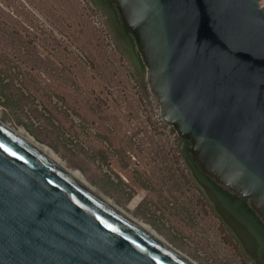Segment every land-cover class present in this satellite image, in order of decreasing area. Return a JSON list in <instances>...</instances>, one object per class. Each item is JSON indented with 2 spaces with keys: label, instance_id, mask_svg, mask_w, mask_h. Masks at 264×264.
Segmentation results:
<instances>
[{
  "label": "water",
  "instance_id": "95a60500",
  "mask_svg": "<svg viewBox=\"0 0 264 264\" xmlns=\"http://www.w3.org/2000/svg\"><path fill=\"white\" fill-rule=\"evenodd\" d=\"M217 220L264 264V6L100 0ZM0 264H190L0 122Z\"/></svg>",
  "mask_w": 264,
  "mask_h": 264
},
{
  "label": "rangeland",
  "instance_id": "374dc122",
  "mask_svg": "<svg viewBox=\"0 0 264 264\" xmlns=\"http://www.w3.org/2000/svg\"><path fill=\"white\" fill-rule=\"evenodd\" d=\"M100 0H0V122L193 264H257L217 220Z\"/></svg>",
  "mask_w": 264,
  "mask_h": 264
},
{
  "label": "bare ground",
  "instance_id": "6f19581e",
  "mask_svg": "<svg viewBox=\"0 0 264 264\" xmlns=\"http://www.w3.org/2000/svg\"><path fill=\"white\" fill-rule=\"evenodd\" d=\"M7 127V126H6ZM8 129H10L18 138H20L22 141H24L25 143H27L28 145H30L31 147H33L41 156H43L44 158H46L48 161H50L53 165H55L58 169H60L61 171H63L65 174H67L70 178H72V180H74L77 184H79L80 186H82L83 188L87 189L90 193H92L94 196H96L97 198H99L101 201L105 202L107 205H109L110 207H112L115 211H117L118 213H120L124 218H126L128 221H130V223H132L134 226L138 227L140 230H142L143 232H145L146 234L150 235L151 237H153L154 239H156L157 241L161 242L162 244H164L165 246H167L168 248L172 249L171 247H169L167 244H165L164 242H162L161 240H159L156 236H154L153 234H151L148 230L144 229L143 227L137 225L135 222H133L130 218H128L123 212H121L120 210H118L112 203H110L109 201H107L106 199H104L103 197H101L100 195H98L95 191H93L92 189H90L89 187H87L83 182H81L70 170H68L67 168H65L64 166H62L55 154L52 152V150H50L49 148H47L46 146L40 144L34 137H32L28 132H26L23 129H15V128H10L7 127ZM173 250V249H172ZM174 251V250H173ZM176 252V251H174ZM177 253V252H176ZM178 254V253H177ZM180 255V254H178ZM181 256V255H180ZM185 261H187L190 264V261H188L187 259H185L183 256H181Z\"/></svg>",
  "mask_w": 264,
  "mask_h": 264
},
{
  "label": "flooded vegetation",
  "instance_id": "af4514ba",
  "mask_svg": "<svg viewBox=\"0 0 264 264\" xmlns=\"http://www.w3.org/2000/svg\"><path fill=\"white\" fill-rule=\"evenodd\" d=\"M211 201H212V203H213V200L211 199ZM227 227H228V224H227ZM238 239V238H237ZM238 241H239V239H238ZM239 244L245 249V246L243 245V243L241 242V241H239ZM248 251V250H247ZM252 259H254L253 257H252ZM255 260V259H254ZM257 263V262H256ZM258 264V263H257Z\"/></svg>",
  "mask_w": 264,
  "mask_h": 264
},
{
  "label": "built area",
  "instance_id": "2783aa9c",
  "mask_svg": "<svg viewBox=\"0 0 264 264\" xmlns=\"http://www.w3.org/2000/svg\"><path fill=\"white\" fill-rule=\"evenodd\" d=\"M259 4H260L261 6H264V0H260Z\"/></svg>",
  "mask_w": 264,
  "mask_h": 264
},
{
  "label": "trees",
  "instance_id": "16d2710c",
  "mask_svg": "<svg viewBox=\"0 0 264 264\" xmlns=\"http://www.w3.org/2000/svg\"><path fill=\"white\" fill-rule=\"evenodd\" d=\"M183 152H184V149H183Z\"/></svg>",
  "mask_w": 264,
  "mask_h": 264
}]
</instances>
